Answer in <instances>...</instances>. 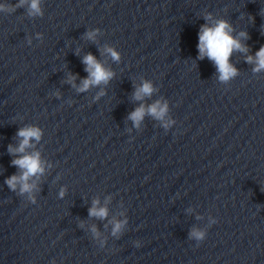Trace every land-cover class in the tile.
<instances>
[{"label":"clouds","instance_id":"1","mask_svg":"<svg viewBox=\"0 0 264 264\" xmlns=\"http://www.w3.org/2000/svg\"><path fill=\"white\" fill-rule=\"evenodd\" d=\"M25 9L26 15L29 17L43 16V10L41 8V0H17L15 4L10 3H0V13L11 14L16 12L18 9ZM206 21L205 24L201 25L198 34L199 42L198 48V59H204L207 57L211 60L218 73V79L223 82L231 80L237 75V69L230 63V58L235 51L247 53L249 51L248 47L241 43L242 39H248V33L241 31L237 36L233 35L234 28L232 25L224 19L215 20L212 23H208L213 20L211 13L204 15ZM249 19L254 22V17H249ZM99 29L93 31H88L86 37L89 40L94 41ZM39 35V34H38ZM109 54L114 61L120 60V53L112 47H106L104 50ZM85 71L88 76L81 81V85L78 91H87L92 86H98L100 84H107L114 73L106 69L104 65L99 62L96 57L91 53L83 57ZM247 63H254L255 67L253 72H260L264 70V46H262L253 57L252 55L246 56ZM76 77L69 74L68 82L73 83ZM75 87V84L73 83ZM154 91L153 84L150 81L145 80L141 86L137 87L134 92V99L143 100L145 97H150ZM168 112V105L166 102L161 103L157 100L151 105L145 107L141 104L134 111H132L128 119L133 122V125L137 128L140 127L141 122L144 120L146 115H150L154 119L163 122V127L165 129L174 123L171 120H165L166 114ZM17 137L19 138L18 147L8 146V152L15 155L17 158L11 161L12 165L17 167L20 172L19 174H14L8 177L5 181L8 188L13 192L17 191L19 186V194H28L29 198L35 203V198L32 197L33 190L36 189L35 182H29L32 177H38L43 174L44 167L41 162L39 152H27L26 150L33 147L32 141H40L42 136V131L38 126H26L22 127L17 132ZM63 196V191L60 193ZM98 200L93 201V206L89 209V216L105 218L108 215L107 207H98ZM216 221H213L215 223ZM112 235L116 236L121 232L127 221H113ZM93 232L97 233L95 227H93ZM206 237V233L202 230L192 229L189 238L195 239L197 242L203 241ZM136 246L139 247L140 242L136 241Z\"/></svg>","mask_w":264,"mask_h":264}]
</instances>
